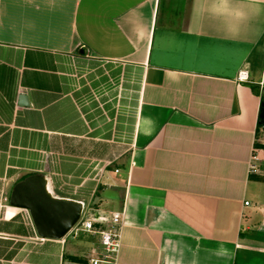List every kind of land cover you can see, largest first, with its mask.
I'll use <instances>...</instances> for the list:
<instances>
[{"label": "crops", "instance_id": "obj_1", "mask_svg": "<svg viewBox=\"0 0 264 264\" xmlns=\"http://www.w3.org/2000/svg\"><path fill=\"white\" fill-rule=\"evenodd\" d=\"M257 6L231 35L202 0H0V264H87L7 218L33 176L122 214L116 264H264Z\"/></svg>", "mask_w": 264, "mask_h": 264}, {"label": "water", "instance_id": "obj_2", "mask_svg": "<svg viewBox=\"0 0 264 264\" xmlns=\"http://www.w3.org/2000/svg\"><path fill=\"white\" fill-rule=\"evenodd\" d=\"M20 100L27 105L25 96H21ZM259 123L264 127V110ZM9 204L28 211L38 237L51 240L65 237L77 221L80 211L77 203L50 197L41 176L27 178L14 186Z\"/></svg>", "mask_w": 264, "mask_h": 264}, {"label": "built area", "instance_id": "obj_3", "mask_svg": "<svg viewBox=\"0 0 264 264\" xmlns=\"http://www.w3.org/2000/svg\"><path fill=\"white\" fill-rule=\"evenodd\" d=\"M238 80L245 82L247 76L241 72ZM255 158L250 164V172L257 173ZM80 207L79 217L73 227L69 230L66 237L76 239L80 235H87L97 239V246L92 247L87 254V264H116L119 249L120 229L123 223L121 213H111L109 216L100 215L86 209L83 204ZM248 203H245L247 206ZM23 222L33 228V221L28 211L23 210Z\"/></svg>", "mask_w": 264, "mask_h": 264}, {"label": "clouds", "instance_id": "obj_4", "mask_svg": "<svg viewBox=\"0 0 264 264\" xmlns=\"http://www.w3.org/2000/svg\"><path fill=\"white\" fill-rule=\"evenodd\" d=\"M264 0H202L205 14L218 20L225 32L238 35L261 9L257 6Z\"/></svg>", "mask_w": 264, "mask_h": 264}, {"label": "rangeland", "instance_id": "obj_5", "mask_svg": "<svg viewBox=\"0 0 264 264\" xmlns=\"http://www.w3.org/2000/svg\"><path fill=\"white\" fill-rule=\"evenodd\" d=\"M69 239V243H77V245L74 244V246L76 247L73 246V249L76 250L75 254L77 255V258H79V260L81 261L83 260V257L87 256L89 250L92 247L97 246V239L87 235H80L76 239H74V241H72V237H69Z\"/></svg>", "mask_w": 264, "mask_h": 264}, {"label": "trees", "instance_id": "obj_6", "mask_svg": "<svg viewBox=\"0 0 264 264\" xmlns=\"http://www.w3.org/2000/svg\"><path fill=\"white\" fill-rule=\"evenodd\" d=\"M252 91L254 92L253 87H252ZM254 94H255V92H254ZM263 130H264V127H263V125H261V124L259 123V120H258V123H257V129H256V140L258 139V138H257V134H258V136H259V132H260V131H263ZM254 148H255V149H263V150H264V144H260V143H258V142H255V143H254Z\"/></svg>", "mask_w": 264, "mask_h": 264}, {"label": "bare ground", "instance_id": "obj_7", "mask_svg": "<svg viewBox=\"0 0 264 264\" xmlns=\"http://www.w3.org/2000/svg\"><path fill=\"white\" fill-rule=\"evenodd\" d=\"M18 211H19V209H17V208L9 207L8 210H7V218H11V217L14 216Z\"/></svg>", "mask_w": 264, "mask_h": 264}]
</instances>
